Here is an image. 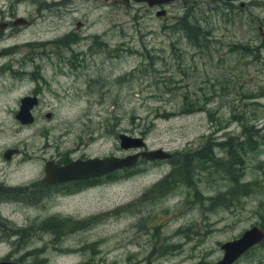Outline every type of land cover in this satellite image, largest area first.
<instances>
[{"label": "rangeland", "instance_id": "rangeland-1", "mask_svg": "<svg viewBox=\"0 0 264 264\" xmlns=\"http://www.w3.org/2000/svg\"><path fill=\"white\" fill-rule=\"evenodd\" d=\"M242 1L249 5L240 11L237 3L219 0H171L151 8L102 0H0V22H9L6 16L13 13L12 18L32 25L17 34L22 35L19 42L7 41L10 66L19 65V55L40 56L45 77L44 85L20 74L0 80V153L21 151L9 161L0 156V181L32 183L41 158L53 153L44 145L54 142L82 146L77 154L89 159L138 152L119 148L117 136L124 134L141 138L144 149L160 148L174 156L207 146L219 160H225L222 142L243 141L236 180L251 185L249 194L239 195L229 208H212L228 203L211 204V198L229 182L220 171L211 175L209 164L190 173V185L172 174L170 189L156 195L150 189L167 177L171 163L139 162L103 176L94 189L70 200L86 197L87 207L52 199L56 203L44 207L24 203L19 218L26 221L24 232H40L32 225L52 214L99 216L88 235L25 238L24 250L39 264H215L221 244L252 226L264 231V37L256 30L261 26L264 36V0ZM160 10L164 15L155 16ZM182 17L208 31L200 46L175 30ZM76 22L81 23L77 29ZM68 32H75L71 38L79 42L62 55L81 52L86 65L76 78L84 87L80 94L73 93L65 69L60 76L42 63V56L53 59L49 40L65 42ZM9 37V30L0 31V40ZM88 47L100 53L94 58L84 54ZM23 70L30 72L31 66ZM35 86L40 92L30 112L33 123L20 127L13 117L17 100ZM248 136L256 142L252 150L245 144ZM75 247L77 253H64ZM30 262L31 257L24 258V264ZM232 264H264V239Z\"/></svg>", "mask_w": 264, "mask_h": 264}, {"label": "flooded vegetation", "instance_id": "flooded-vegetation-1", "mask_svg": "<svg viewBox=\"0 0 264 264\" xmlns=\"http://www.w3.org/2000/svg\"><path fill=\"white\" fill-rule=\"evenodd\" d=\"M112 2H121L120 0H110ZM220 3L227 5H233L234 3H237V9L242 11L247 8L249 5L248 3H244L242 0H231V1H224L219 0ZM107 3V2H106ZM264 6V5H261ZM231 10H233L231 7H229ZM51 15H53L51 13ZM13 13L6 16V19L9 22H0V31L4 28L6 30H9L10 37L0 40V80L7 75H17L20 74V77H26L34 79L35 82H41L44 85V76L42 75V68L41 65H39L38 60L41 58L40 56H22L19 55L18 58L20 60L19 65L17 66H10L12 64L13 57L6 54V49L8 48L7 41L8 40H14L16 43L19 42L22 39L21 34L22 30L24 28H30L32 27L31 22L27 19H23L21 17H14ZM18 21L19 23H16ZM51 21V20H50ZM81 23L76 22L75 23V29L79 27ZM257 32L259 33L260 37H264L261 30L262 27L258 26L256 28ZM75 32H68L65 34L66 41L65 42H59L54 40L55 38H51L49 42L47 43L49 46V53H52L51 56H42L44 62V65H48L49 69H51V72L53 74H57L61 76V72L65 69L66 77L70 78L71 84L73 87V93L80 94L84 87L77 86V80L76 78L79 77L82 70H86V65L84 62V59L79 57L82 53H74L73 55L66 56L62 55L65 53V51L73 50V46L79 42L76 38H71ZM63 35V34H62ZM97 38H99V35H95ZM20 38V40H19ZM31 42V41H28ZM95 44V43H94ZM102 44H95V46H101ZM99 51H93L90 47L86 48V51L84 54L90 55V57L94 58L96 55H98ZM26 65L31 66V71L26 72L23 70ZM53 70V71H52ZM68 90V89H67ZM70 90H68L69 92ZM38 92H40V87L35 86V88L25 96H22L17 100V110L19 108L20 102L23 98H34L35 104L30 108V112L36 108V106L39 103L38 99ZM64 93H67L66 91ZM2 90L0 89V95H2ZM2 108V107H0ZM17 112V111H16ZM5 113V109H4ZM16 114V113H15ZM14 114V116H15ZM13 116V117H14ZM32 116V115H31ZM50 114H45V118L49 119ZM14 120L18 123L20 127L30 125L33 123V117L32 122L30 124H20L14 117ZM68 135V132L64 133V135ZM80 141V139H79ZM78 142V141H77ZM76 142V143H77ZM58 142H54L52 145H44V148H52L53 153L51 156H48L47 158L42 157L41 158V165H40V174L38 178L34 179V181L27 185L17 186V185H7L4 182L0 181V264H24V258L25 257H31L30 264H39L40 260L36 259L35 257L28 254L29 250L25 249L23 246V240L25 238H33L40 240L42 237L48 236L52 238L53 240H60L67 236H73V235H79V234H89V230L91 229V225L94 220L99 221V216L97 215H91L87 213V215H79L78 213L76 215H71L69 213H66V216H59V214H52L49 215L47 218H43L41 220H38L39 222L32 225V229L39 230L40 232H30L26 231L24 232L23 229V223L26 222L25 220H20V214L22 212V205L25 203L26 205H33L31 207H44L46 203L53 201H63L65 206H70L72 204L76 206H86L89 203V200L86 199H78L73 200L72 197H75L77 195H80L82 193H86L88 189H94L92 186L97 183L98 180H100L103 176H99L96 178H88V179H82V180H68V181H62V182H49V179L47 178V175L45 173V165L46 163H50L52 166L56 168H63L73 162L76 161H85L86 159H89L86 155L83 154H77V151L82 148V146H73L71 145L69 148L63 147L58 145ZM8 151H11V154L5 158L4 154ZM20 150L18 148H9L4 149L0 156L4 161H9L12 156L19 155ZM173 155V153H172ZM169 158L168 161L170 162L172 159ZM92 158H98V157H92ZM25 160H28V157H25ZM153 163L158 161H152L147 162L144 160H137V163ZM108 175V174H107ZM167 174L166 176H168ZM170 178V180H169ZM172 174L168 176L166 179L168 181L166 183H173L172 181ZM94 183V184H93ZM93 184V185H92ZM90 187V188H89ZM52 202V203H56ZM100 222V221H99ZM98 222V223H99ZM259 227V226H257ZM259 229L264 233L262 228L259 227ZM82 247L85 248L86 243H79ZM78 248L75 247L72 250H68L67 252L70 255L77 253ZM155 248H152V251H154ZM162 251L163 249L160 248ZM60 253V252H59Z\"/></svg>", "mask_w": 264, "mask_h": 264}, {"label": "water", "instance_id": "water-1", "mask_svg": "<svg viewBox=\"0 0 264 264\" xmlns=\"http://www.w3.org/2000/svg\"><path fill=\"white\" fill-rule=\"evenodd\" d=\"M108 2L110 0H102ZM124 3L145 4L147 7L168 3L171 0H120ZM231 1V0H224ZM164 11H156L155 16L161 17ZM16 23H19L16 21ZM35 104L34 98H23L19 108L15 114V119L22 125L30 124L32 116L30 108ZM118 146L121 150L126 151L132 148L140 149L138 152L123 157H103L86 159L85 161H76L63 168H56L50 163L45 165V173L49 182H62L68 180H82L88 178H96L121 169L131 168L135 166L138 159L144 161L164 160L170 157V154L162 149H144L146 147L141 138L128 137L124 134L117 136ZM11 154L8 151L4 154L7 158ZM264 239V233L257 226H253L245 230L237 239L225 242L219 246L222 256L215 264H232L247 249L257 245Z\"/></svg>", "mask_w": 264, "mask_h": 264}, {"label": "trees", "instance_id": "trees-1", "mask_svg": "<svg viewBox=\"0 0 264 264\" xmlns=\"http://www.w3.org/2000/svg\"><path fill=\"white\" fill-rule=\"evenodd\" d=\"M186 20V17L178 18L175 30L180 31L186 39L192 41L193 46H200L203 41L207 40L208 31L205 29L203 30L200 27H193L189 22L187 23ZM255 143L256 142L254 139L248 136L245 144L252 150V146ZM221 145L225 147V160H219L218 158L213 157L210 149L207 146H203L194 152H186L182 156H174L175 154L173 153L172 159L170 161L171 171L168 173V176L174 174L175 178H177V181L182 180V183L185 185H190V173L193 170H205L207 168L205 164H209L211 167V175H215L218 171H220L224 175L225 179L229 182V186L224 189L223 192L217 193L214 197H212L211 204H213L212 201H228V203L221 205H211L212 208H229V205L233 201H236L239 195H247L251 190L250 184L238 183L236 180L237 172L239 170L238 167L241 166L240 154L244 150L243 141L227 139L226 141L222 142L220 146ZM167 177L161 179L156 185L151 187L150 190L155 192L156 195H161L168 191L170 187L166 188L168 185V183H166L168 181V179H166ZM258 245H260V243L255 246Z\"/></svg>", "mask_w": 264, "mask_h": 264}, {"label": "bare ground", "instance_id": "bare-ground-1", "mask_svg": "<svg viewBox=\"0 0 264 264\" xmlns=\"http://www.w3.org/2000/svg\"><path fill=\"white\" fill-rule=\"evenodd\" d=\"M157 149H160V148H157Z\"/></svg>", "mask_w": 264, "mask_h": 264}]
</instances>
